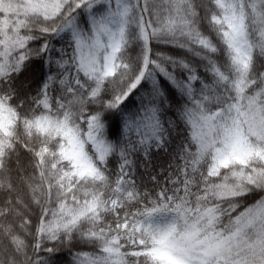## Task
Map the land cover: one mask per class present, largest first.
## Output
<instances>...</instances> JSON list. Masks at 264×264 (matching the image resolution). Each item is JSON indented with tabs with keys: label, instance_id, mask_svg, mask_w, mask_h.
Wrapping results in <instances>:
<instances>
[{
	"label": "snow or ice",
	"instance_id": "snow-or-ice-1",
	"mask_svg": "<svg viewBox=\"0 0 264 264\" xmlns=\"http://www.w3.org/2000/svg\"><path fill=\"white\" fill-rule=\"evenodd\" d=\"M65 248L264 264V0H0V264Z\"/></svg>",
	"mask_w": 264,
	"mask_h": 264
},
{
	"label": "trees",
	"instance_id": "trees-1",
	"mask_svg": "<svg viewBox=\"0 0 264 264\" xmlns=\"http://www.w3.org/2000/svg\"><path fill=\"white\" fill-rule=\"evenodd\" d=\"M78 250H88V249H82V248L73 249V251H78ZM45 255H46V253H45ZM56 264H72V256H71L68 249H66V248L62 249L58 253V260H57Z\"/></svg>",
	"mask_w": 264,
	"mask_h": 264
}]
</instances>
